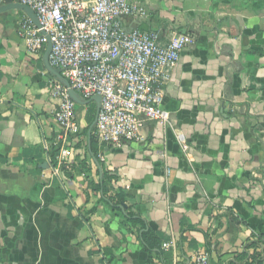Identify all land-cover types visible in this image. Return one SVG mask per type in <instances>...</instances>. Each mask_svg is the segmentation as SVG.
Here are the masks:
<instances>
[{"label": "crops", "instance_id": "crops-1", "mask_svg": "<svg viewBox=\"0 0 264 264\" xmlns=\"http://www.w3.org/2000/svg\"><path fill=\"white\" fill-rule=\"evenodd\" d=\"M133 1L147 15L126 28L195 39L165 87L169 123L95 154V104L80 103L68 165L58 153L55 165L56 77L17 33L26 9L0 0V264H189L201 250L242 264L247 241L264 240V0ZM119 191L158 247L115 211Z\"/></svg>", "mask_w": 264, "mask_h": 264}, {"label": "built area", "instance_id": "built-area-1", "mask_svg": "<svg viewBox=\"0 0 264 264\" xmlns=\"http://www.w3.org/2000/svg\"><path fill=\"white\" fill-rule=\"evenodd\" d=\"M17 1L37 17V24L27 17L17 29L27 52L45 55L50 46V66L69 84L57 77L52 83L59 127L53 146L61 164L68 165L73 138L81 130L79 103L70 91L95 104L93 133L104 145L123 147L139 140L147 121L169 123L165 87L183 50L194 43L193 35L176 34L163 44L153 31L126 28L124 18L147 15L133 0ZM171 246L163 243L164 248ZM189 264H211L209 252L199 251Z\"/></svg>", "mask_w": 264, "mask_h": 264}, {"label": "trees", "instance_id": "trees-1", "mask_svg": "<svg viewBox=\"0 0 264 264\" xmlns=\"http://www.w3.org/2000/svg\"><path fill=\"white\" fill-rule=\"evenodd\" d=\"M92 147L95 154H97L98 149V140L96 137L92 140ZM58 151L52 153L53 162L56 165V155ZM115 176L110 175L109 172L103 171V194H108V188L104 184L105 180H111ZM129 196L119 191L114 195L108 197L109 202L113 205L115 211L124 213L125 225L130 228H139L142 230L141 238L146 249L151 250L159 246V238L156 233L147 226V223L138 215H136L131 209L125 207ZM264 246V240L261 238L258 239H249L242 252L237 253L235 256L234 263L242 264H262L264 262V247L262 251H258L260 246Z\"/></svg>", "mask_w": 264, "mask_h": 264}, {"label": "water", "instance_id": "water-1", "mask_svg": "<svg viewBox=\"0 0 264 264\" xmlns=\"http://www.w3.org/2000/svg\"><path fill=\"white\" fill-rule=\"evenodd\" d=\"M19 5L21 6V7H23L24 9H26V11H27V13H28V16L30 17V18H32L33 19V21L37 24V17H36V15H35V13H34V11L31 9V8H29V7H27V6H25V5H22V4H20L19 3ZM49 51H50V46L48 47V49H47V51H46V53H45V55H44V59H45V61L47 62V65L49 66V69H50V71H52L53 73H54V75H55V77H57V78H59V79H61L66 85H69L68 84V82L66 81V80H64L62 77H61V75H60V71L59 70H57V69H54L53 67H51L50 66V63H49V60H48V53H49ZM70 94H71V96L73 97V98H75L77 101H78V103L80 104V103H86V102H84L76 93H74L73 91H70ZM99 98H97V102L99 103ZM126 206V205H125Z\"/></svg>", "mask_w": 264, "mask_h": 264}]
</instances>
